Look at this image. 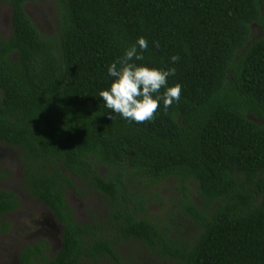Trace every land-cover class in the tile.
Here are the masks:
<instances>
[{"label":"trees","instance_id":"1","mask_svg":"<svg viewBox=\"0 0 264 264\" xmlns=\"http://www.w3.org/2000/svg\"><path fill=\"white\" fill-rule=\"evenodd\" d=\"M32 1L6 0L12 33L0 36V144L20 149L28 193L66 230L54 258L36 243L22 250L25 263L35 264L33 255L44 264L118 259L100 236L104 222L74 220L66 194L75 189L101 194L111 228L162 260L264 264V0H54L52 35L27 12ZM254 24L262 32L252 39ZM140 37L148 49L135 63L174 68L167 84L181 93L136 123L112 114L98 94L112 81L108 66ZM167 177L180 182L194 236L141 216L152 199L147 186ZM21 206L17 193L0 189L1 215Z\"/></svg>","mask_w":264,"mask_h":264},{"label":"rangeland","instance_id":"2","mask_svg":"<svg viewBox=\"0 0 264 264\" xmlns=\"http://www.w3.org/2000/svg\"><path fill=\"white\" fill-rule=\"evenodd\" d=\"M26 10L36 23L40 31L45 35H52L58 30L59 14L54 0H35L26 5ZM12 9L6 0H0V36L8 37L12 33ZM262 32L258 24H254L252 39L257 38ZM258 120V119H257ZM108 169H104V172ZM20 161V149L8 144H0V189L16 192L20 196L22 204L18 213L14 215L16 221L11 231V238H0V264H13L18 249L12 241L20 240L28 235L25 225L33 221L40 211L45 210V206L37 199L29 195L25 184ZM180 182L175 178L167 177L150 187L152 199L147 209L141 214L144 218L156 220L158 223L169 226L171 229L183 234L186 237L194 236L195 222L186 214L183 193L178 188ZM188 192L191 198L198 205H203L198 194V184L195 181L187 183ZM134 190V187H132ZM136 189V187H135ZM70 191L67 198L73 209H78L83 215L87 214L90 218L97 219V210L104 208V197L94 193L85 198L75 195ZM6 220V219H4ZM82 221V217L80 218ZM14 222H11L14 224ZM118 259L109 258L103 264H177L170 260H162L156 254L148 250L140 240L129 238L116 246Z\"/></svg>","mask_w":264,"mask_h":264},{"label":"clouds","instance_id":"3","mask_svg":"<svg viewBox=\"0 0 264 264\" xmlns=\"http://www.w3.org/2000/svg\"><path fill=\"white\" fill-rule=\"evenodd\" d=\"M147 49V40L138 38L120 60L108 66L107 75L112 81L98 94L106 109L129 122H150L161 101L167 109L180 100L181 86L167 84L168 78L175 75L174 68L161 70L135 63L144 59ZM170 60L176 63L179 57L173 55Z\"/></svg>","mask_w":264,"mask_h":264},{"label":"flooded vegetation","instance_id":"4","mask_svg":"<svg viewBox=\"0 0 264 264\" xmlns=\"http://www.w3.org/2000/svg\"><path fill=\"white\" fill-rule=\"evenodd\" d=\"M97 169L101 173H105L104 169H106V167L103 165L97 164ZM72 178L78 187H81L82 185H84L82 182L83 180H81L79 177L72 176ZM70 191L75 192L76 193L75 195H78L81 198H85L86 196L92 195V194H87L85 197H82L77 193V191H75V189H70L67 192L66 196H68ZM41 203L45 206L46 209L43 211H40V213L36 216V218L33 221H29V223H27L29 225H25V228L26 230H28L29 234L22 237L20 240L12 241L14 246L18 249V252L15 258L12 259L13 264H28V263H25V261L22 259L21 252L23 249L27 248L28 246L34 247L36 243L44 244L45 249H46L45 254L50 259L54 258L55 254L63 246L66 226L63 224V222L58 218L57 214L50 207H48L43 202ZM68 204L70 206L71 211H73L74 220L79 222L80 224H89V223H94L97 221V224L100 227V225L104 222L105 228H102L100 230V236L104 235L105 236L104 240H106V242L109 243V245H114L116 247L117 245L121 244L123 241L129 238L137 239L134 237H129V238L125 237L122 234V232L119 233L117 230H113L114 228H111V225L113 224L111 223V219H110V209L107 208L105 203L103 204L104 205L103 209L97 210V213H96L97 219L90 218L89 215L87 214L83 215L78 209H73L69 201H68ZM18 211L19 210L13 211L5 215L0 214V225L1 226L4 225L5 221L10 223L8 230H6L5 228H2V229L0 228V238L1 237L3 238L12 237L11 231L15 225L14 221H16L15 220L16 217H14V215L17 214ZM81 217H82V221L80 220ZM11 222H14V224H12ZM33 260L36 261L35 264H44L43 261L40 262V260L34 255H33ZM104 260H106V258H104Z\"/></svg>","mask_w":264,"mask_h":264}]
</instances>
